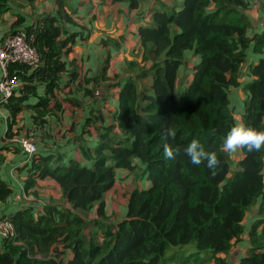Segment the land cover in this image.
Masks as SVG:
<instances>
[{"label":"trees","instance_id":"trees-1","mask_svg":"<svg viewBox=\"0 0 264 264\" xmlns=\"http://www.w3.org/2000/svg\"><path fill=\"white\" fill-rule=\"evenodd\" d=\"M4 1L0 0V12ZM112 1L128 4L131 10L141 5V0ZM250 4L183 0L179 10L166 6L153 10L151 21L138 29L144 64L125 61L131 75L106 85L117 88L118 108L113 114L117 124L104 127L93 122L98 141L93 148L82 149L80 160L66 158L59 141L73 133L72 141L82 142L92 131L83 127L84 133L77 136L72 123L62 131L64 113L81 109L86 98L100 99L97 91L103 98L98 84L100 79L110 81L112 51L119 53L125 38L109 40L112 45L101 42L109 49L106 67L92 80L97 86L86 88L75 62L66 58L88 41L89 33H84L85 27L79 33L66 31L65 24H78L65 12L67 4L61 2L57 15H45L26 28L34 36L42 64L34 71L23 64L10 67L11 76L21 84L0 105L9 113L0 164L10 154L26 160L23 148L13 140L32 139L37 152L18 168L26 174L24 194L39 200L41 183L52 180L62 198L18 204L20 193L0 174V218L10 219L16 230L14 238L3 239L0 264H230V254L245 237L246 217L256 207L257 220L247 231L250 248L239 264H264V149L251 153L242 149L235 164L221 150L235 122L230 89L240 86L251 46L255 54L264 49V31L249 36ZM24 23L20 18L15 26ZM187 51L197 59L189 83L187 76L180 78L190 63ZM249 69L242 120L264 131V57ZM29 111L30 126L23 117ZM169 131L173 135L167 143L180 149L171 160L163 156V137ZM193 138L206 151L216 152L220 164L215 176L206 162L193 165L184 153ZM120 170L134 175L137 185L128 195L125 218L115 224L109 220L106 195ZM141 180L149 184L141 187ZM10 202L13 210L5 212Z\"/></svg>","mask_w":264,"mask_h":264},{"label":"crops","instance_id":"crops-1","mask_svg":"<svg viewBox=\"0 0 264 264\" xmlns=\"http://www.w3.org/2000/svg\"><path fill=\"white\" fill-rule=\"evenodd\" d=\"M248 1L251 4L246 11V14L252 23L249 36L253 37L255 35H261L264 31V0ZM61 2L67 4L64 6L65 12L72 15L73 20L78 23L75 25L65 24L64 27L66 31L69 33H79L82 31L81 29L85 27L86 31L84 33L86 35L89 33L88 41L78 44L74 48V51L66 58L68 62H75L74 66L79 69L81 78L80 82L83 87L85 86L86 88H91L92 86H95L96 84L92 80L94 78H99L101 75L98 56L106 59L109 53V49L103 47L101 42L117 40L121 36H124L125 42L121 45L119 54L112 51V66L117 63H121V65L110 69L107 75L108 78H110V81L103 84V80L100 79L102 83L98 82V85H101L97 87V90L103 89V98H86L85 100H82L83 107L81 109L74 108V112H70V110H68L64 113V127L62 126L60 129L65 131L67 130L65 125H70L72 123L71 120H74V118H72L73 116L71 113H75L74 116L77 117L75 118V120H77L76 123L78 124L76 127L77 136L80 133H84H82L81 130L85 126V123L89 120L104 127H113L117 124L113 119V114L118 108V92L117 88L112 89L111 86L106 87V85L112 84L111 77H116L115 70L119 73V75L117 74V82L131 75L132 72L125 64V61L144 64V49L141 46L138 29L142 24L149 23L151 21L152 11L161 9L162 6L172 8L175 7L179 10L182 6L183 0H141L139 9L135 10H131L128 4L114 3L112 0H34L32 5L28 4L25 0H5L2 2V5L4 6L3 11L0 12V42L6 38V36H9L14 32L33 26L35 20L38 18L45 15H57L56 11ZM83 12L85 13L83 14ZM90 14L92 17L95 16V19L92 22L89 17ZM20 18L25 19V23L24 25H21V28L18 25L15 26L16 22ZM252 49L253 45L247 53V63L241 68L239 78L240 86L230 89V110L235 121L242 120L244 103L248 97V94L244 91V86L251 80L249 68L250 66L258 63L260 58L264 57V49L263 52L259 54H255ZM186 55L190 63L186 68L181 70L180 78L183 79V77L187 76L185 82L189 83L192 79L193 63H195L197 59L192 57L191 51H187ZM145 65L149 66L150 63L147 62ZM78 93H76L77 98H81V93ZM38 94L42 95L43 89H40ZM7 113L8 112L6 110L0 109V115H8L9 113ZM28 113L30 116V111ZM29 121L26 120V124ZM87 131H89V129H87ZM91 131L92 134L86 135L84 137L85 140L82 142L72 141L74 137L72 135L74 134L68 133V138H66L65 141H69L66 144H63V142H65L63 140L59 141V151H61L66 158L68 157L79 160L84 159L82 149L93 148L98 141L95 133L96 131H93V129H91ZM50 143L52 144L53 142ZM2 145H4L3 142L0 143V147ZM52 150H54V148ZM229 156L232 163L235 164L242 158V151L238 150L237 153ZM23 160L24 159H21L19 156L10 154L7 155L6 160L0 164V174L3 178H8L10 183H12L16 187V190H18L17 192L20 193L19 195L23 197L21 205H24L23 202L25 201H29V203H31L30 201L33 200L28 196L26 197L23 192L26 174L20 173L18 170L19 167L25 164V160ZM116 180L117 182L113 190L106 195L107 213L110 216L109 220L111 223L115 224L125 218L127 213L128 195L131 192V189L137 185L134 175L127 171H118ZM48 183L53 187V189H57L59 187L57 184L49 182V180L42 182L41 190L39 192V200H33L34 204L36 202L40 203L41 201L49 202L52 201V199L61 201V191L56 190V193L55 191L50 193L49 190L47 191L43 189L44 185ZM139 184L143 187L147 186L149 183L146 180H141ZM50 189L52 188L50 187ZM12 204L13 203L10 202L9 205L5 207V212L13 210L10 209L13 207ZM36 205L38 206V204ZM257 212L258 207L252 209V211L248 213L245 220V237L243 241L237 244L234 251L230 254V264H239L240 260L246 255L248 249L250 248L247 231L257 220Z\"/></svg>","mask_w":264,"mask_h":264},{"label":"built area","instance_id":"built-area-1","mask_svg":"<svg viewBox=\"0 0 264 264\" xmlns=\"http://www.w3.org/2000/svg\"><path fill=\"white\" fill-rule=\"evenodd\" d=\"M33 42L34 36L29 35L26 29H21L0 42V103L8 102L21 84L18 78L11 76L12 65L23 64L32 71L41 66L40 55ZM100 95L101 92L97 91L96 96L101 98ZM13 141L21 145L27 155L25 163L29 162L37 152L35 142L32 139H14ZM25 202H23L24 205L32 204L29 201ZM15 235L16 230L12 221L8 218H0V237L8 240Z\"/></svg>","mask_w":264,"mask_h":264},{"label":"clouds","instance_id":"clouds-1","mask_svg":"<svg viewBox=\"0 0 264 264\" xmlns=\"http://www.w3.org/2000/svg\"><path fill=\"white\" fill-rule=\"evenodd\" d=\"M172 135L169 131L163 137L165 140L163 144V156L169 160L174 159L175 155L180 151L178 148L174 150L167 143L168 137ZM242 149H246L250 153L259 152L261 149H264V131L247 126L243 120H237L227 131L222 141L221 150L232 155ZM184 153L190 158L191 164L199 166L201 163L206 162L211 175L215 176L217 174L215 169L219 166L220 160L216 152L206 151L199 139L193 138L184 148Z\"/></svg>","mask_w":264,"mask_h":264},{"label":"rangeland","instance_id":"rangeland-1","mask_svg":"<svg viewBox=\"0 0 264 264\" xmlns=\"http://www.w3.org/2000/svg\"><path fill=\"white\" fill-rule=\"evenodd\" d=\"M81 13V12H80ZM85 12H83V14H84ZM82 14V15H83ZM79 15V14H78ZM81 15V16H82ZM89 17L91 18V14L89 15ZM12 35V34H11ZM10 36V35H9ZM6 37H8V36H6ZM109 42V44L110 45H112V43H111V41H108ZM119 54V53H118ZM107 59V58H106ZM106 59L105 58H100L99 56H98V60H99V66H100V69H101V71L106 67ZM110 65H111V67H110V69L112 68V67H117V66H119V65H121V63H117L116 65H114V66H112V60H111V63H110ZM110 71V70H109ZM115 72H116V77L114 76V77H111V82H112V85H115V84H117V74L119 75V73H117V71L115 70ZM106 82H108V81H103V84L104 83H106ZM112 89H114V87L112 86ZM0 105H1V103H0ZM0 109H2V110H5V108L4 107H2V106H0ZM8 114V113H7ZM72 114V116H73V118H74V120H71L72 121V124H76V125H78L76 122H77V120H75V118H77V117H75L74 115H75V113H71ZM9 115V114H8ZM8 115H0V143L1 142H3V143H5L6 142V138H5V133H6V130H7V124H8ZM24 119H26L27 121H29V113L28 112H25V114H24ZM78 119H79V117H78ZM80 120V119H79ZM30 122V121H29ZM27 123L28 124V126H30V123ZM88 122V121H87ZM85 123V126H84V129L87 131V129H89V131H91V129H93V131L95 130V128H94V123L92 122V121H89V123ZM83 123H84V121H83ZM4 135V136H3ZM1 136H3V137H1ZM36 141V140H35ZM3 146V145H2ZM93 147V146H92ZM6 181H8L9 183H10V181H9V179L8 178H4ZM49 182H51V183H53V184H56L54 181H52V180H49ZM12 186H13V188H14V190L16 189V187L12 184V183H10ZM49 184V183H48ZM45 184L44 185V190H49V192L51 193V192H54L55 191V193H56V190H58V191H61V189H60V187H58L57 189L55 188V189H53V187L49 184ZM50 187L53 189H50ZM146 187V186H145ZM144 187V188H145ZM42 189V190H43ZM15 191H18V190H15ZM44 192V191H43ZM22 196H19V197H17V203H22ZM31 203H33L34 204V201L33 200H31L30 201ZM40 203H42V201L40 202ZM2 243H3V238H1L0 237V245H2Z\"/></svg>","mask_w":264,"mask_h":264}]
</instances>
